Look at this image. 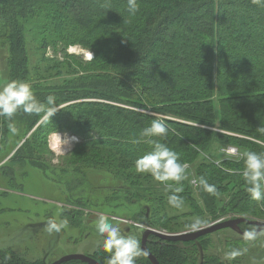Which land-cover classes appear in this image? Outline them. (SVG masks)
I'll use <instances>...</instances> for the list:
<instances>
[{
	"label": "trees",
	"instance_id": "1",
	"mask_svg": "<svg viewBox=\"0 0 264 264\" xmlns=\"http://www.w3.org/2000/svg\"><path fill=\"white\" fill-rule=\"evenodd\" d=\"M137 2V13L129 15L127 0H0V46L7 47V81L26 80L39 101L46 102L51 95L61 108L47 124L43 114L18 111L11 119L0 117V147L20 144L8 159L11 165L28 164L47 176L49 166L42 152L48 151V135L55 131L81 139L70 155L110 146L134 163L152 145L133 140L156 118L166 123L169 132L166 138L153 139L176 151L180 160L197 158L199 149L217 159L216 151L230 144L240 153H264V145L255 142L264 141V7L252 0ZM28 36L39 51L52 47L64 54L62 60L41 54L37 67L49 72L48 79L30 75ZM71 44L92 50L93 56L86 60L66 54ZM144 56L149 57L145 67ZM63 71L64 78H55ZM165 114L178 120L160 116ZM79 159L68 162L75 171L97 162ZM243 168V159L237 157L220 165L197 162L196 175L217 190L209 194L199 181L200 197L211 218L227 213L259 220L253 219V213L264 214V200L252 199L247 191ZM150 197L148 193L147 202L153 201ZM156 200L157 205L168 204ZM150 213L151 217L143 215L139 221L154 227L161 216ZM195 213L198 218L199 211ZM254 227L244 222L239 231ZM164 229L174 232L167 226ZM232 232L237 234L234 242L251 240ZM210 235L189 242L150 236L147 247L159 264H235L234 260L239 264L241 256H231L229 249L222 255L207 251ZM18 254L10 248L0 250V264H44ZM87 255L108 264L110 254L102 245ZM62 264L87 263L69 260ZM137 264L152 263L142 256Z\"/></svg>",
	"mask_w": 264,
	"mask_h": 264
},
{
	"label": "rangeland",
	"instance_id": "2",
	"mask_svg": "<svg viewBox=\"0 0 264 264\" xmlns=\"http://www.w3.org/2000/svg\"><path fill=\"white\" fill-rule=\"evenodd\" d=\"M30 38V36L27 37L26 44L30 60V75L34 78L48 79L49 72L37 67L41 54L45 58L54 56L57 60H62L64 54L60 50L54 52L52 47H46L41 52L37 48L36 41H31ZM64 52L81 55L83 59L86 54L91 53V57L93 56L92 50L82 48L78 44L67 45ZM6 57L7 47L0 46V86L7 82ZM142 64L144 67L149 65V57L144 56ZM50 71L55 72L56 69L52 68ZM66 75L63 71L55 78H64ZM93 99L112 103L104 98ZM160 116L178 120L172 115ZM212 130L219 131L216 128ZM221 132L235 135L230 132ZM58 133L62 139L66 135L68 143L62 146L64 151L57 150L56 146L51 144V135L55 132L48 135V151L42 152V157L49 166L47 176L28 164L11 165L7 159L12 156L17 146L15 148L13 145H10V148L6 147L7 145L0 147V161L2 158L5 159L4 164L0 163V250L10 248L16 250L18 255L26 260L39 259L44 264H49L67 254L94 253L104 241V236L96 228L98 218L103 214L112 217V222L124 235H133L139 240L144 230L139 220L143 218V215L151 217L150 211L161 216L160 222L153 228L166 232L169 230H165L164 226L174 232L189 230L191 223L197 218L196 211H199L198 218L204 222L203 225L217 219L236 217L235 214L227 213L215 219L209 216L200 197V178L196 175V165L200 160L220 165V162L228 158H236L229 154L230 148L237 149L234 145L219 148L216 151L217 159L210 158L207 150L199 149L197 158L187 157L180 160L188 165L186 178L180 182V185L168 182L173 184V188L183 187V191L178 194L183 198V205L175 209L169 203L157 205V198L168 202L171 190L151 175L138 173L135 162L131 161L132 158L118 154L110 146L93 147L89 152L83 151L80 155H70V151L81 139L75 134ZM129 134L132 138V133ZM29 135L30 133H27L26 137ZM79 158L97 162L88 167L78 166L75 171V166L69 165L68 162ZM140 186L146 190L137 188ZM185 186L187 190H184ZM148 193H151L152 202H147L145 199ZM253 214L255 216L253 219L264 221V214ZM50 219L57 223L64 221L67 223L61 231L49 233L47 221ZM184 222H187V225H183ZM232 231L234 230L223 229L212 233L211 246L207 251L216 250L222 255L224 249H229L227 252L231 256H241L239 264H264V231L243 244L241 239L237 240L240 242H234L236 239L232 237L237 234ZM150 238L149 236L148 241ZM234 263L238 264V260H234Z\"/></svg>",
	"mask_w": 264,
	"mask_h": 264
},
{
	"label": "clouds",
	"instance_id": "3",
	"mask_svg": "<svg viewBox=\"0 0 264 264\" xmlns=\"http://www.w3.org/2000/svg\"><path fill=\"white\" fill-rule=\"evenodd\" d=\"M252 2L260 7H264V0H252ZM139 9L137 0H127V12L129 15H135ZM91 55V53H90ZM61 109L56 105L55 97L49 95L46 102L37 99L33 92L31 83L21 79H10L0 86V117L11 119L18 111L27 114L41 115L43 114V122L51 123V117ZM169 128L166 123L159 119H153L151 123L145 127L138 139H134L133 143H139L141 140L152 145L151 150L145 152L142 156L135 160V169L138 173L149 174L156 181L164 183L171 194L168 197V203L180 208L183 205V198L178 195L183 191L182 186L173 188L174 182L180 185V182L186 178V170L188 165L182 163L179 154L168 147L160 140L153 137L166 138ZM264 133V129H261ZM56 149L63 150V145L68 143V138L62 139L61 135L55 131L54 136ZM256 143L264 145V141L257 140ZM223 151V149H222ZM230 155L243 159L244 168L241 173L252 199L256 201L264 200V153L256 151L238 152V149L232 148ZM219 163V161H216ZM200 184L209 194H216V187L208 183L207 180L201 178ZM66 221L57 223L55 220L47 221V230L49 233L59 232L66 226ZM203 221L196 218L190 225V231H197L203 226ZM97 231L104 236L103 249L109 253L108 264H137V258L149 257V251L141 247V241L133 235H124L121 229L112 222V217L107 214L100 215L96 224ZM255 233L249 231L246 233L247 239H253Z\"/></svg>",
	"mask_w": 264,
	"mask_h": 264
},
{
	"label": "water",
	"instance_id": "4",
	"mask_svg": "<svg viewBox=\"0 0 264 264\" xmlns=\"http://www.w3.org/2000/svg\"><path fill=\"white\" fill-rule=\"evenodd\" d=\"M247 223L249 225L255 226V230L253 231L255 234L261 232L264 230V221L262 220H248L245 217H234L229 219H219L215 220L213 222H210L206 225H203L199 230L197 231H190V230H184L180 232H166V231H160L155 228H151L146 224H143L144 230L141 234V247L146 248L147 247V239L149 236H153L155 238H158L160 240L164 241H170V242H189L196 240L199 237H202L204 235L213 233L218 230L222 229H232V230H238V226L241 223ZM241 234L246 235L244 232H240ZM147 259L152 264H159L156 257L149 251V257ZM69 260H79L82 262H85L87 264H100L98 263L94 258H92L89 255L85 254H67L59 257L55 261L51 262L50 264H62Z\"/></svg>",
	"mask_w": 264,
	"mask_h": 264
},
{
	"label": "bare ground",
	"instance_id": "5",
	"mask_svg": "<svg viewBox=\"0 0 264 264\" xmlns=\"http://www.w3.org/2000/svg\"><path fill=\"white\" fill-rule=\"evenodd\" d=\"M91 55H92V54H91ZM91 55H90V54H87L88 57H91ZM54 136H55V134H52V135H51V137H52V139H51V144L54 145V146H56V144H55V140H54Z\"/></svg>",
	"mask_w": 264,
	"mask_h": 264
}]
</instances>
